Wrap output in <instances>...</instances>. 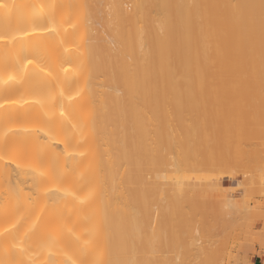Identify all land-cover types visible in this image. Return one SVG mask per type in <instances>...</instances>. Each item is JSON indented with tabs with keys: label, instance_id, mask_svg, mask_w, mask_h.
<instances>
[{
	"label": "bare ground",
	"instance_id": "bare-ground-1",
	"mask_svg": "<svg viewBox=\"0 0 264 264\" xmlns=\"http://www.w3.org/2000/svg\"><path fill=\"white\" fill-rule=\"evenodd\" d=\"M263 110L264 0H0V264H176Z\"/></svg>",
	"mask_w": 264,
	"mask_h": 264
},
{
	"label": "rangeland",
	"instance_id": "rangeland-1",
	"mask_svg": "<svg viewBox=\"0 0 264 264\" xmlns=\"http://www.w3.org/2000/svg\"><path fill=\"white\" fill-rule=\"evenodd\" d=\"M254 112L255 111H252V114H254ZM250 113L251 112H249L248 114H250ZM238 114H239L238 118H241V114H243V113L240 114L238 112ZM254 115H256V116H254V119H251L252 115L249 116V122H251V121L256 122L255 119L258 116L260 117V119L257 118V120H258L257 122L262 123V121H264V110H263V112L261 111V114H260V111H259L258 116H257V114H254ZM238 130L239 129L237 127H231V128L229 127L228 129H226V132H227L226 134H227L228 137L234 138V137H236V135L239 134ZM243 131H244V129L242 130V134L245 135V133H244L245 131L244 132ZM261 132L262 131H256L255 132V130H254V131H252V135H249L248 138H245V136H247V135H245L244 138H241V140L245 139L244 142L240 141L241 143H238V146L236 145L237 148L236 147L233 148L234 151H233V149H231V151H230V148L228 149L229 152H232L230 156L228 155L229 152L227 153V151H228L227 147L223 148L226 151H222L223 152L222 155L219 154V153H222L221 149L217 150V151H215L216 150L215 149L214 152H216V153L218 151H220L217 154H218V156L220 155V157H222V158H219V159L216 158L215 161H214L216 164H213V162L210 163V164H213L214 167H211L212 165L210 167L209 166L206 167V168H213V169H211V170L207 169V172L206 171L205 172H202V171L201 172H199V171L192 172L193 170L189 171L190 176H192L193 178L197 174H200V175L205 177L206 181L205 180L204 181L206 183V190L208 192H206V190L200 191V192H196V191H194L196 186L192 187L190 189V191H191V193L192 192H194V193L196 192L200 196L202 195V193H203L202 196L207 195V197H202L201 196V198H200V199H203V200H205L207 198V201L205 200L206 202L204 201V203L202 201H199L198 197H200V196L197 195L195 197V199L196 198L198 199V200L196 199L197 200L196 203L198 201H199L198 204H200L202 202L203 203V204L201 203L202 207H201V204L200 205L197 204V207H196L195 203H194L195 205L191 204L189 206V208H188V205L185 207L188 215L191 218L193 216V218H192V220L190 219V222L191 221L192 222L189 223L191 225V231H188V232H190V233L186 234V232H187L186 230H184V231H186V232H184L185 234H181L182 232L180 233L181 235H184V237L186 236L185 237L186 239L184 238V240H183V238L178 237V242H180L181 245H177L176 248H175V250L176 249L177 250L174 251V252H178V253H175V254H178V255H175L173 253V257L176 258L174 261L177 260L178 264H183L185 262H187L185 264H188V263L190 264V262L193 261V258H192V261L188 262L189 261L188 257H191L190 256L191 253H194V255H195V252H196V249H197L196 245H199L198 247L204 250V253H201L202 250H200L199 255L197 253L196 256L206 257V259H205L206 260L205 261L206 264H212L214 259H220V257H223L226 260H228L227 257H229L230 264H263L264 263V193L263 194L261 193V191L264 192V154L263 155L261 154V153L264 152V150H263L264 149V146H263L264 144H262V141H261L264 138L263 137L264 136V132L262 133L263 135L261 134ZM229 134H230V136H229ZM232 136H234V137H232ZM251 136L253 138H251ZM246 139H248V140L246 141ZM259 139H261V140H259ZM252 142H256L258 144L256 145V143L253 144ZM244 146H245V148H244ZM251 147L253 149L256 148V151H255L256 155H260L261 154L260 156H257V157H260L259 159L257 157H253V159H252V155L253 154L255 155V152L253 150H251V154H249ZM259 147H261V148L263 147V149H262L263 152H261V153L257 152L258 150L260 151ZM207 152L211 153L210 151H207ZM224 152L227 155L226 158L224 156L225 155ZM209 153L206 154V157H210L211 156V154H209ZM216 153H214L215 157H218ZM235 153H236V155H234ZM250 155H251V159L254 161V164H255V165L253 164L254 167L252 166L253 161L250 159ZM228 156H229V158H228ZM261 156H263V157H261ZM231 157L233 159H231ZM226 159L229 160V161L231 160V163L235 162V161L237 163H238V161H240V163H238V164L237 163H235V164L232 163L233 165L231 163L230 164L228 163L229 164L228 165V164H226L227 163ZM217 160L218 161L222 160V161L225 162V164L223 162H221L220 165H219ZM244 160H245V162H244ZM250 161H252L251 165L249 164ZM246 162H248V163L246 165H244ZM222 163L224 164V166H222ZM218 165L220 167H222V168H220ZM229 167H230V169H229ZM192 169H193V167H192ZM194 170H196V169H194ZM252 176H254L256 178H253ZM150 179H151V177H150ZM243 181L246 182V183L245 184L242 183ZM241 183L244 184V185H242ZM192 186H193V184H192ZM202 186H205V185H202ZM250 189H252V190H250ZM245 190L249 191V192L258 191V194L253 195V196H248L249 192L246 194ZM259 191H260V194H262V195H259ZM152 192H154V191H152ZM155 192L152 195V197L154 196V197L157 198V195L158 194L160 195V191H157V193H155ZM194 193H193V195H194ZM206 193H208V194H206ZM159 197L160 196H158V198ZM150 199H151V197H150ZM151 200H152L151 201L152 203L151 202L150 203L153 204V205H150V207H152V209H153L154 205H155L154 201H155V203L157 201H156L155 198H154V200L153 199H151ZM230 201H231V203L234 204V207L232 205H231V207H233L235 209L229 208L228 206L225 205V203L228 204ZM193 205H194V207H193ZM203 205H206L205 207H206V210H208V211H205L203 209ZM157 206L155 208L158 209ZM155 208H154V210H157ZM201 209L203 211H205L206 213H202L200 211ZM230 209L231 210L233 209V210L230 211ZM189 212L192 213V214H190ZM152 213L156 214V211L152 212ZM149 222H150V224H151V222L154 223L152 220L148 221V223ZM202 222H203V225H202ZM150 224L148 225V227H146V229L153 226V224H151L152 226ZM163 224L161 223V225H163ZM176 224H179V223H176ZM192 224H193V226H192ZM165 225L168 226V224H166V223H165ZM165 225H163L164 227H162V229H164V228L166 229L165 230V234H166V231H167L168 228ZM205 225H206V227H205ZM177 226L178 225H176V227ZM187 226L188 225H186V223H185V227H187ZM202 227H205L203 230L206 229V231H203ZM152 228H150V230H151L150 232L151 233H152ZM154 228L155 229H153V230L155 231L156 230V224H155ZM160 229L158 230V227H157L158 232L160 231V233H161L162 229L161 230ZM168 231H170V230H168ZM148 232H149V230H148ZM179 232H180V230H179ZM203 233H204V237L205 238H206V234L208 236L206 240L202 237ZM193 234H194V238L192 237ZM158 236L163 239L162 235L159 234ZM187 236H188V238H187ZM190 237H192V238H190ZM196 237H198V240L196 239ZM210 237H213L212 243L214 245H212ZM153 238H152V240H153ZM200 238H201V241H200V244H199L198 241H199ZM214 239H215V241H214ZM186 240L188 241L189 245L191 244L190 245L191 248L187 246L188 243H186ZM206 243L208 244L209 247H212V248L208 247L209 253H207L206 250H205V249H207ZM185 244H186V246H185ZM201 245H203V246H201ZM164 247H163V249H162V247H160L161 248L160 249L159 247L155 248V246L153 245V248H155L154 250H156L155 251L156 253H154V257H156L158 255L160 260H162V256L164 258L163 254H165L163 252L164 249H165ZM166 248H168V247H166ZM157 249L160 250L158 254H157V252H158ZM181 249H182V252L184 251V253L181 252ZM192 249L194 251H192ZM161 250H163L162 251L163 254H162ZM171 250L168 248L166 253H168V251H169L168 254L171 255L170 254L172 252ZM190 250L192 252H190ZM210 250L212 252H210ZM213 252H214V254H213ZM148 253L146 252V254H144L145 255L144 258L149 259L148 257H146V256H148ZM160 254H162V256ZM187 254H189V256ZM166 255L167 254H165V256ZM169 255H167V256H169ZM171 256H169L170 259H173V258H171ZM212 257H213V260H212ZM157 259L154 258L153 261H155ZM182 259H183V261L185 260V262L182 263V261H181ZM144 261H146V259ZM151 261L149 263H151ZM153 261H152V264H155V263H153ZM177 261H176V264H177ZM147 263H148V261H147ZM145 264H146V262H145ZM157 264H160V263H157ZM202 264H204V261L202 262Z\"/></svg>",
	"mask_w": 264,
	"mask_h": 264
}]
</instances>
